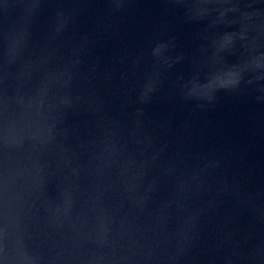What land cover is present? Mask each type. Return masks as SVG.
Instances as JSON below:
<instances>
[{"label": "water", "instance_id": "1", "mask_svg": "<svg viewBox=\"0 0 264 264\" xmlns=\"http://www.w3.org/2000/svg\"><path fill=\"white\" fill-rule=\"evenodd\" d=\"M0 264H264V0H0Z\"/></svg>", "mask_w": 264, "mask_h": 264}]
</instances>
